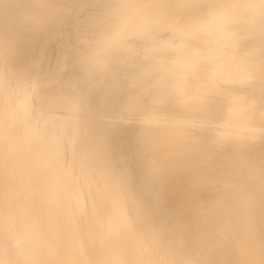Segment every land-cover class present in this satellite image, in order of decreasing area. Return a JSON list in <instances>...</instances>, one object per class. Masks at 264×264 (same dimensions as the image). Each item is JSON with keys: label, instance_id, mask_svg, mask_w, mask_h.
<instances>
[{"label": "clouds", "instance_id": "1", "mask_svg": "<svg viewBox=\"0 0 264 264\" xmlns=\"http://www.w3.org/2000/svg\"><path fill=\"white\" fill-rule=\"evenodd\" d=\"M0 264H264V0H0Z\"/></svg>", "mask_w": 264, "mask_h": 264}]
</instances>
